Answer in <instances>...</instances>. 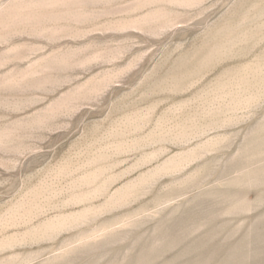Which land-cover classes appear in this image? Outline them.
Listing matches in <instances>:
<instances>
[{"label":"rangeland","instance_id":"obj_1","mask_svg":"<svg viewBox=\"0 0 264 264\" xmlns=\"http://www.w3.org/2000/svg\"><path fill=\"white\" fill-rule=\"evenodd\" d=\"M0 264H264V0H0Z\"/></svg>","mask_w":264,"mask_h":264}]
</instances>
